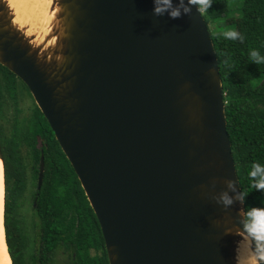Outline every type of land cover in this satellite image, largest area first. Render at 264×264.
<instances>
[{
	"label": "water",
	"instance_id": "95a60500",
	"mask_svg": "<svg viewBox=\"0 0 264 264\" xmlns=\"http://www.w3.org/2000/svg\"><path fill=\"white\" fill-rule=\"evenodd\" d=\"M183 4L170 19L152 0H52L37 44L0 0V64L47 119L109 264H238L251 240L214 44L198 6ZM44 171L42 154L38 190Z\"/></svg>",
	"mask_w": 264,
	"mask_h": 264
},
{
	"label": "trees",
	"instance_id": "16d2710c",
	"mask_svg": "<svg viewBox=\"0 0 264 264\" xmlns=\"http://www.w3.org/2000/svg\"><path fill=\"white\" fill-rule=\"evenodd\" d=\"M202 16L220 68L227 132L246 212L264 207V190L251 189L247 177L253 162L264 164V64L248 56L250 49L264 55V0H210ZM224 30H235L243 39H225ZM0 146L11 263L109 264L99 222L72 165L27 85L1 64ZM42 153L45 171L38 190Z\"/></svg>",
	"mask_w": 264,
	"mask_h": 264
},
{
	"label": "clouds",
	"instance_id": "9594fccd",
	"mask_svg": "<svg viewBox=\"0 0 264 264\" xmlns=\"http://www.w3.org/2000/svg\"><path fill=\"white\" fill-rule=\"evenodd\" d=\"M152 3V14L154 16H160L167 12L170 19H178L181 15V8H183L184 13L189 11V8L184 6L183 0H180L179 6H173L172 0H152ZM189 3L198 6L197 10L199 13H204L210 7V0H189ZM221 34L225 39H243L235 30H224ZM248 56L251 62L257 65L264 64V55H261L258 50L250 49ZM247 177L249 178L251 189L256 191L264 190V164L253 162L247 172ZM228 183L229 187H231V181ZM240 195L243 196L246 193H241ZM219 202L227 206L232 203V199L227 193H221ZM243 229L247 236L254 240L255 249L248 253L247 256L242 257L240 264H258V261L264 264V207H252L244 213Z\"/></svg>",
	"mask_w": 264,
	"mask_h": 264
},
{
	"label": "bare ground",
	"instance_id": "6f19581e",
	"mask_svg": "<svg viewBox=\"0 0 264 264\" xmlns=\"http://www.w3.org/2000/svg\"><path fill=\"white\" fill-rule=\"evenodd\" d=\"M20 4L22 11L18 6L12 1L9 0L11 8L15 11L14 22L19 25H27L29 23V28L26 31L27 35L36 34V39L34 43H40L43 41L44 37L50 30L53 22V14L51 10L52 0H17ZM34 8V11L38 16L34 17V20L27 19L24 16L31 9ZM24 10V11H23ZM35 14V15H36ZM24 15V16H23ZM33 15V14H32ZM32 17V16H31ZM42 19V20H41ZM40 20V21H39ZM4 172H3V163L0 159V264H12L9 257L7 246L5 242V232H4ZM251 240L246 239L241 242L238 248V264H240V259L245 257L252 250L250 248ZM258 264L259 261H258Z\"/></svg>",
	"mask_w": 264,
	"mask_h": 264
},
{
	"label": "rangeland",
	"instance_id": "374dc122",
	"mask_svg": "<svg viewBox=\"0 0 264 264\" xmlns=\"http://www.w3.org/2000/svg\"><path fill=\"white\" fill-rule=\"evenodd\" d=\"M17 6H18V8L22 11V8H21V6H20V4L18 3L19 1H17V0H12ZM24 11V10H23ZM33 14V15H32ZM35 13V11H34V8L33 9H31V11L30 12H28L27 14H26V16H24L25 18H27V19H32V20H34V17H36V16H38V14H36ZM32 16V17H31ZM42 20V19H41ZM40 21V20H39ZM210 28L214 31V32H220V30H219V28L216 26V25H210ZM25 100H26V107H29V106H31L32 105V102H31V99H29L28 98V96L25 98ZM35 102V101H34ZM28 207V202L26 203V208Z\"/></svg>",
	"mask_w": 264,
	"mask_h": 264
}]
</instances>
